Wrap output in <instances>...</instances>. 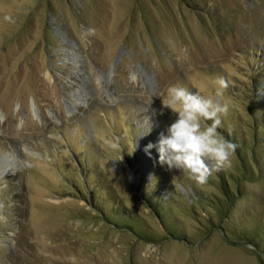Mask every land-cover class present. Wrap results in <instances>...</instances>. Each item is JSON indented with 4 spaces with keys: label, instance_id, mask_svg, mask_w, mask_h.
<instances>
[{
    "label": "rangeland",
    "instance_id": "obj_1",
    "mask_svg": "<svg viewBox=\"0 0 264 264\" xmlns=\"http://www.w3.org/2000/svg\"><path fill=\"white\" fill-rule=\"evenodd\" d=\"M218 76L237 148L197 185L144 149ZM262 229L264 0H0V264H264Z\"/></svg>",
    "mask_w": 264,
    "mask_h": 264
},
{
    "label": "clouds",
    "instance_id": "obj_2",
    "mask_svg": "<svg viewBox=\"0 0 264 264\" xmlns=\"http://www.w3.org/2000/svg\"><path fill=\"white\" fill-rule=\"evenodd\" d=\"M213 83L217 86L215 96L192 92L181 84H169L163 107L171 109L177 118L159 134L156 144L149 143L144 149L151 156L155 148L161 165L179 170L197 185L230 167L237 148L218 130L229 113V102L220 103L216 97L223 96L229 81L218 76Z\"/></svg>",
    "mask_w": 264,
    "mask_h": 264
},
{
    "label": "trees",
    "instance_id": "obj_3",
    "mask_svg": "<svg viewBox=\"0 0 264 264\" xmlns=\"http://www.w3.org/2000/svg\"><path fill=\"white\" fill-rule=\"evenodd\" d=\"M223 192H224L223 193L224 194V197L226 199H225V202H223V204L220 206L221 211H225L226 209H224V207H226L227 204L229 202H232V200H233V198L231 197V194L229 193V191H228V189H227L226 186H224ZM152 204L155 207V209H159V211H157V213L161 216V220H162L163 219V216H162V214H163L162 205L159 204V201L158 202L157 201H154V202H152ZM162 222H163L162 225L164 227V230L167 232V234L169 236L174 237V238H177V239L184 238V236H185L184 234L176 235L175 231L174 230H170L164 220ZM127 226L129 228H133V230H135L139 234L140 237L143 238V237L146 236V235H144V233H142V231H137V229H135V227L132 224L127 223ZM223 230H225V233L227 235H229L228 233H229L230 230L228 231V228L227 227L226 228L223 227ZM235 233L238 235V237H240V240H239L240 242H244V243L247 242L251 246L259 247V241H258V239L256 237L257 235L255 236L253 233H248V232H245L244 230H238V232H237V230H235ZM260 234H261L260 237H262V239H264V229H262V231H261Z\"/></svg>",
    "mask_w": 264,
    "mask_h": 264
}]
</instances>
